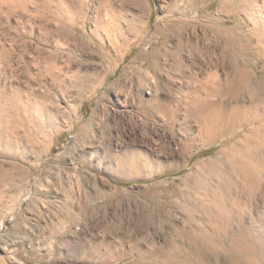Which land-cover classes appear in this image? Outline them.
<instances>
[{
	"label": "rangeland",
	"instance_id": "obj_1",
	"mask_svg": "<svg viewBox=\"0 0 264 264\" xmlns=\"http://www.w3.org/2000/svg\"><path fill=\"white\" fill-rule=\"evenodd\" d=\"M42 1H36L38 8L47 4L52 10L50 18L36 16V29L41 28L36 49L17 50L7 59L12 68L8 66L0 74L1 82H6V100L14 86L21 93L19 102L29 113L38 103L52 116L46 127L36 128L33 120L20 124L19 145L0 152V162L6 167L16 163L10 168L11 176L0 183V264H142V260L146 264H171L175 247L193 251L197 246L207 257L212 242L195 241L183 213L184 208L200 203L187 173L194 162H210L220 146L201 148L188 164L176 169L175 164L169 165L170 152L173 140L187 133L185 124L177 114L169 119L146 117V104L141 101L146 100V84L151 86L153 76L159 79L161 92L173 98L170 88L197 86L201 71L191 65L182 74L145 69L120 76L121 68L115 67L113 73L106 74L115 52L102 44L104 34H95L85 22L92 13L85 8L69 29L66 16L55 11L96 5L113 9L119 18H135L137 26L127 31V37L130 41L138 37L160 48V63L165 55L173 61L169 51L176 50L179 39L206 44L216 51L210 54L212 59L226 58L228 53L214 43L215 23L220 18L223 26L234 27L246 24L244 17L218 14L221 0ZM167 20L176 26L169 41L153 42L157 35L154 27ZM8 22L4 28L12 34L15 23ZM19 37L21 43L32 39L24 31ZM46 55L56 63L51 80L39 74L42 62H38ZM27 60L33 64L26 65ZM184 62L190 61L187 58ZM263 75L264 68H260L262 80ZM124 96L130 101L126 108L116 99ZM149 149L166 164L161 174L150 177L147 175L152 170L146 168ZM251 203L248 209L255 211L251 213L252 228L264 231V207ZM208 254L213 260V253Z\"/></svg>",
	"mask_w": 264,
	"mask_h": 264
},
{
	"label": "bare ground",
	"instance_id": "obj_2",
	"mask_svg": "<svg viewBox=\"0 0 264 264\" xmlns=\"http://www.w3.org/2000/svg\"><path fill=\"white\" fill-rule=\"evenodd\" d=\"M36 1L0 0V74L10 66L7 65V59L17 50L27 51L31 47L36 49L35 45L41 37L39 33L41 28L37 30L35 26L36 16L40 14L46 19L50 18L52 10L46 6L47 4L44 5L45 3L42 8H38ZM47 1L50 2V0ZM85 8L92 13L91 17L88 15L87 19L84 18L88 27L97 35L102 32L104 34L102 44L105 43L115 52L110 65L108 64L106 74L113 73L115 67L121 68L120 76H125L130 70L145 69L182 74L181 71L185 73L191 65L198 67L201 71L202 78L199 79L197 86L179 85L170 88L173 98L161 92V83L156 76H153L151 86L146 84L148 89L146 100L141 99L143 104H146V117L155 115L161 119H169L177 114L180 121L185 124L187 133H184L185 135L183 134L180 139L173 140V149L170 152L172 159L169 160L171 162L169 165L175 164L176 169H182L189 163L192 155L201 148L209 145L220 146L219 150L217 149L218 153H215L210 162L202 164L194 162L192 169L187 173L195 188L193 194L200 203H193L188 208H184L183 213L186 224L192 226L195 241L212 242L210 248L205 249L208 251L207 257L203 253V248L198 246L193 251L175 247L171 251L173 257L171 264H264V231L252 228V212L255 211L251 214L249 209L252 207L248 209L251 202V205L255 202L254 204L260 205L261 208L264 207V79L262 80L263 77L259 76V69L264 68V0L220 1L218 14L231 17L243 16L246 22V24L240 23L243 26L237 23L234 27L232 25L225 27L221 19H217L214 27L216 31L214 43L228 53L226 58L220 56V59H212L210 54L216 51L210 50L206 44L179 39L176 50L169 48V52L173 53V61L169 60L172 59L171 57L165 55L161 63L159 62L160 48L150 46L148 41L143 43L136 36L133 41L127 37V31L129 32L130 28L132 31V28L137 26L138 21L135 18H119L113 9L96 5L88 9L87 7L66 8L64 11L57 9L55 12L66 16L65 23H68L70 29L75 26L76 19ZM8 21L15 23V25L11 24L12 34L4 28L8 25ZM246 26L248 29H242ZM175 27V23L171 20L157 25L154 27V33L157 35L152 38V41L167 43ZM20 31L29 34L32 39H28V42L21 39V43ZM48 33L45 34L47 37H49ZM195 55H198V59H195ZM187 58L191 63L184 62ZM38 59L39 55L34 62ZM41 62L42 69L39 68V74L52 79L56 63L47 55L38 63L41 64ZM32 64L28 61L26 65ZM170 81L172 82V79ZM80 83L77 85L81 86ZM11 88H13L11 92H8L10 97L6 100L4 98L6 82H1L0 78V152H8L18 143L20 124L24 125L25 122V125H28V120L31 122L33 120V122L36 121L34 122L36 128L46 127L44 124L48 123L52 117L44 113L41 109L43 105L39 108L38 103L29 113V110L19 102L20 91L14 86L9 90ZM116 99L121 107L126 108L130 103L126 96ZM44 111L46 112L45 109ZM94 113L92 112L91 115ZM30 130L32 132V128ZM149 151L151 157L146 156V168L152 170L147 175L150 177L161 174L166 164L160 161L159 154L152 149ZM13 163L8 168L0 162V183L10 175V168L15 167L16 164ZM162 208L163 206H160L159 210L161 211ZM247 210L248 213H246ZM244 217H246L245 220ZM208 253H213V260L209 259ZM142 264H146V260H142Z\"/></svg>",
	"mask_w": 264,
	"mask_h": 264
}]
</instances>
